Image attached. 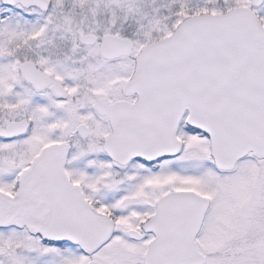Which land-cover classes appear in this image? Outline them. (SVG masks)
<instances>
[{"label":"snow or ice","instance_id":"snow-or-ice-1","mask_svg":"<svg viewBox=\"0 0 264 264\" xmlns=\"http://www.w3.org/2000/svg\"><path fill=\"white\" fill-rule=\"evenodd\" d=\"M0 264H264V0H0Z\"/></svg>","mask_w":264,"mask_h":264}]
</instances>
